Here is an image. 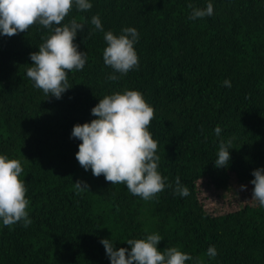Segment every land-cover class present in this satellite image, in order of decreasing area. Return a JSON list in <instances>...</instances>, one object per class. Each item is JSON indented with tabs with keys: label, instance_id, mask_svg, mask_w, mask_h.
<instances>
[{
	"label": "trees",
	"instance_id": "obj_1",
	"mask_svg": "<svg viewBox=\"0 0 264 264\" xmlns=\"http://www.w3.org/2000/svg\"><path fill=\"white\" fill-rule=\"evenodd\" d=\"M213 4V15L190 20L193 7ZM72 18L84 24L74 43L86 52L82 71L68 73L60 99L47 97L26 76L29 54L50 33L34 25L26 33L0 36V155L19 159L28 189L27 228L0 221V264H110L101 239L116 248L128 239L158 233L163 250L177 247L204 264H264V208L251 199V175L264 168V0H90ZM139 33V65L109 81L103 62L104 32ZM231 87H225V80ZM138 90L155 109L149 131L158 141V171L190 191L165 188L145 201L124 184L94 177L75 158V124L96 117L105 95ZM219 126L221 133L214 129ZM232 139L227 167L217 168L221 140ZM26 158V159H25ZM82 180L89 191L77 193ZM246 185V190H240ZM215 246L217 255L206 251ZM186 264H193L187 261Z\"/></svg>",
	"mask_w": 264,
	"mask_h": 264
},
{
	"label": "clouds",
	"instance_id": "obj_2",
	"mask_svg": "<svg viewBox=\"0 0 264 264\" xmlns=\"http://www.w3.org/2000/svg\"><path fill=\"white\" fill-rule=\"evenodd\" d=\"M190 20L202 19L213 15V4L204 8L193 7ZM75 8L78 12H87L92 8L90 0H0V36L12 37L26 33L34 25L42 26L49 31L38 51L29 54L31 66L26 68V76L34 82V87L42 90L45 96L60 99L70 89L68 73L82 71L86 61V52L78 51L74 43L77 33L84 30V24L76 18L64 23L66 17ZM94 26L89 37L95 32H104L99 15L91 17ZM106 47L103 50L105 66L113 70L108 75L109 81H117L116 75H127L139 65V57L134 45L138 42L139 33L133 27H126L121 34L112 31L104 32ZM225 87L231 82L225 80ZM96 117L90 122L75 124L70 138L81 141L75 158L85 170H91L94 177L104 176L111 185L124 184L133 196L145 201L153 200L165 188L172 187L174 194L181 197L190 195L186 185L179 177L175 185L167 183V178L158 171L160 156L158 141L153 139L149 128L155 119V109L144 99L138 90L125 89L105 95L91 109ZM217 136L221 128L214 129ZM232 139L221 140L214 166L227 167L230 161L229 149ZM26 159V158H25ZM24 169L19 159H10L0 155V221L4 227L12 228L17 223L27 228L32 224L29 218V199L26 198L27 187L21 175ZM251 175V199L264 208V168H256ZM89 185L77 180L74 188L77 193L89 191ZM240 185V190H246ZM162 241L158 233L147 234L145 238L128 239L127 248H116L111 239H101L105 254L110 264H204L177 247L158 249ZM206 255L213 259L217 255L215 246H209Z\"/></svg>",
	"mask_w": 264,
	"mask_h": 264
}]
</instances>
